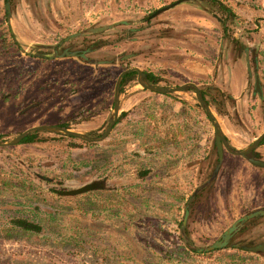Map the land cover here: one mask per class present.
Instances as JSON below:
<instances>
[{
  "label": "rangeland",
  "instance_id": "1",
  "mask_svg": "<svg viewBox=\"0 0 264 264\" xmlns=\"http://www.w3.org/2000/svg\"><path fill=\"white\" fill-rule=\"evenodd\" d=\"M176 1L10 0L6 6L0 0V134L4 142L30 127L57 126L63 122L72 123L70 129L86 134L84 129L102 127L101 133L113 110L114 86L122 58L128 68L155 74L159 79L156 86L174 88L197 80L203 82L198 87L210 89L217 99V105L210 104V110L230 138L228 141L240 149L249 145L264 129V90L260 100L253 90L254 73L261 81L258 64L264 52V25L256 33L250 20L252 7L238 4V14L226 0H217L223 1L224 11L210 2L188 1L149 19L156 10ZM127 29H132V34ZM227 30L239 42L240 46L235 47L238 57L246 60L248 56L250 62L251 75L241 94L234 84L242 70H233L226 60L232 39ZM78 51L85 52L82 58L71 55ZM231 83L234 92L227 94L226 85ZM129 86L142 89L131 81L123 90H129ZM172 96L192 97L195 104L192 93L178 92ZM83 120L90 122L82 124ZM91 133L97 132H88ZM42 136L45 140L54 137L49 133ZM70 150L61 141L0 148V179L22 171L30 181L27 183L40 187L41 196L46 198V188L50 186L43 177L51 178L61 189H77L81 176L70 168L60 171ZM232 169L233 172L223 168L201 194L187 220V236L200 249L223 242L228 248L264 244V216L240 223L253 207L243 203L248 201L243 200L242 193L247 189L252 193L257 187L253 179L247 182L242 179L243 172L240 175L237 168ZM202 178L198 177V183ZM263 178L259 180V195H264ZM123 185L114 184L118 197ZM30 187L15 191L13 196L12 190L0 187V224L15 216L31 217L22 212L24 202L37 204L42 197H34L36 187ZM111 194L78 195L65 202L64 209L59 208L62 211L57 214L52 231L62 242V248L20 237L0 238V260L17 257L33 264H165L157 254V245L174 239L176 232L172 228H148L147 222L141 224L144 214L135 215V208L130 218L122 213L121 217L111 216L107 220L76 209L79 205L88 209L87 205L107 206L110 202L120 213L121 205L132 201L131 197L118 199ZM255 206L264 210V198ZM232 229L235 231H231L229 238L222 240ZM218 255L195 258L193 264H239ZM256 263L260 262L253 264Z\"/></svg>",
  "mask_w": 264,
  "mask_h": 264
},
{
  "label": "crops",
  "instance_id": "2",
  "mask_svg": "<svg viewBox=\"0 0 264 264\" xmlns=\"http://www.w3.org/2000/svg\"><path fill=\"white\" fill-rule=\"evenodd\" d=\"M197 1L206 2V0ZM226 4L234 7L235 11L240 4L252 7L254 13L253 19L250 20L255 24L254 30L256 33L263 30L264 0H226ZM227 51L226 60L229 61V67L233 70L234 68L242 70L235 78L236 84H234L239 87L238 93L241 94L249 82L248 58L246 57L245 60V58L238 57L237 51L230 44ZM258 65L261 84L264 77L262 73L264 72V52ZM188 83L201 85L203 82L197 80ZM226 86L227 94L234 92L232 83ZM262 97L263 94L258 96L259 100ZM191 98L189 96H167L131 86L119 96V115L121 113L125 115L113 127L108 137L91 149L84 147L71 149L70 153L76 154L77 158L73 159L71 156L70 166L67 168L92 164L94 174L91 180L105 179L116 196L118 195L115 193L114 184L121 183L124 185L121 187L123 191L120 197L126 200L130 196L137 198L142 208L157 206L166 211L168 208L169 211L177 210L180 198H188L199 184L198 177H203L204 170L201 169L203 163L207 162V168L213 163L212 124L209 118H206V114L191 102ZM179 101H183L185 105ZM89 122L83 120L81 123ZM101 128L84 129L83 131L88 133ZM263 132L264 129L258 133V136ZM224 135L227 140L230 139L226 134ZM229 144L234 149H240L231 142ZM257 153L264 160V144L259 147ZM90 158L91 162L88 163ZM233 167L237 168L240 175L243 172V180L246 179L249 182L253 179L257 187V189L253 188L252 193L248 189L246 193H242L243 200L248 201L243 203L253 205L251 210L254 212L258 209L255 204L259 202V199L264 198V195H259L261 172L238 156L224 154L222 170L223 168L230 169L229 171L233 172ZM138 168H144L148 173L140 177ZM239 182L241 183V179ZM169 198L173 199L172 204L165 201ZM127 205L132 209L134 203L128 204L127 202ZM132 212H135L134 209ZM255 258L256 262H260L258 264L264 262V255H256Z\"/></svg>",
  "mask_w": 264,
  "mask_h": 264
},
{
  "label": "trees",
  "instance_id": "3",
  "mask_svg": "<svg viewBox=\"0 0 264 264\" xmlns=\"http://www.w3.org/2000/svg\"><path fill=\"white\" fill-rule=\"evenodd\" d=\"M6 4L9 3L10 0H4ZM206 2H210L211 4H215L218 7H220L223 11H224V7L222 6V3H220L217 0H206ZM228 14H232L231 11L229 9H227ZM7 13V12H6ZM147 22V20H145ZM128 34H132L133 30L132 29H127ZM227 34H229V37H231V43L230 45L237 50L236 48H238L239 42L237 41L236 38L233 37V34L231 31H226ZM238 46V47H237ZM236 47V48H235ZM83 53H85L84 51H78L77 53H73L71 54L72 56H76V57H83ZM124 60L121 58L119 60V65L120 66V71L123 72L125 70L131 69L128 68V66H124ZM120 72V73H121ZM142 73L144 74V77L141 79L143 83L151 85V86H156L159 82V79L156 77L155 74H153L152 72H147V71H142ZM137 71H132L129 73H126L123 75L121 82H120V94L124 91V87L132 81V83H137ZM193 91L194 89L192 87H187L186 91ZM169 96V95H167ZM171 96V95H170ZM175 101L176 99L173 98ZM180 103H182L183 105H185V103L183 101H179ZM211 104L215 105L216 103L211 102ZM220 114H223L222 110L219 111ZM125 114L121 113L118 117V120L116 122V124L119 122L120 118L123 117ZM206 118L208 119V117L206 116ZM112 119V113L109 117V121ZM210 120V119H209ZM108 121V122H109ZM107 122V123H108ZM72 123L70 122H63L57 126H60L62 128H69V125H71ZM115 124V125H116ZM107 125V124H106ZM114 125V126H115ZM105 129V128H104ZM104 129L103 131L100 133L99 130L98 131H92V132H97L96 134H86V136L88 138H99L102 136V134L104 133ZM23 131L18 132L17 135H19L20 133H22ZM45 132H39V131H33L28 133L21 141L18 145H34V144H38V143H48V142H59L61 141L62 143H66L67 146H70L71 149H82L84 148H93L96 147L99 143H92V142H82L76 138L70 137V136H64V135H54L53 138L46 139L42 136L44 135ZM4 136L0 134V142H4ZM57 140V141H56ZM261 145L264 144V138L260 143ZM233 151H236L234 148H231ZM66 158L62 161V165H60V171L63 169H68V162L71 160L70 157L72 156L73 159H76V154L72 155L71 153L66 154ZM212 157H213V163H212V169H210V172H206L208 170V168L206 167V163H203L201 169L204 170L203 172V178L202 181L197 185V187L195 188L194 191H192L191 195L188 198H184L181 197L180 201H179V207L177 208V210L175 211H169V208L166 210H163L162 208H159L157 206H153L152 207H145L142 208L140 206V200L135 201V199L133 197H131L132 201H126V203H123V205H121V212L119 213L120 209H114L115 206L112 205V203L108 202L109 205L105 206V205H99V206H90L87 205L88 209H84L82 206L79 205L76 206V209L80 212V210H84L83 212L92 216V217H104L107 219H109L111 216H117V217H121L122 213H126L128 216V218H130L131 216V212L133 210H131L129 208V206L127 205L130 204V202L134 203L133 209H136L135 215H140V214H144L141 216V218H143V220L141 221V224H143V222H147V227L150 229H155L156 230H167L169 231L170 228L173 229L174 232H176V235L174 236V239L171 242L168 241H163L162 244L157 245V254L160 256V259H163L162 261L165 264H193V262H195V258H203L205 256L211 255L212 253H216V255L221 254L220 256H224L226 258V260L229 263H239V264H246V263H250V262H256L257 259L255 258L256 255H264V253L258 252V253H254V252H250L247 249H245L246 247H252L258 244H250V245H239V246H232L229 247L227 245H224L222 247H215L214 249L207 251L206 249L208 248H204V249H200L198 248L187 236V220L189 219V217H191V214L193 213V211L196 208V203L198 201V199L201 198V194L205 193L207 191V189L210 188V184L212 182L215 181L217 173H215V166L218 164V158L215 152V145L214 143H212ZM249 157H252L254 159H260L259 158V154L256 153V151L251 152V154L249 155ZM208 158V156L206 157V159ZM91 162V158L89 160L88 163ZM214 164V166H213ZM209 167V168H211ZM70 170H72L73 173L78 174L80 177V181L79 186H85L88 185L90 183L95 182L96 180H91L92 175L94 174L93 171V167L92 164H86L85 166H81V167H73ZM206 172V173H205ZM148 173V171L144 170V168H138V174L140 177H144L146 174ZM215 174V178H212V175ZM213 179V180H211ZM42 180L44 181V183L47 186H50V188H46V192L49 194V196L51 197H42L41 194L43 193V191L41 189H39L40 187H38L37 185H31V183H27L30 182L28 181L27 177L25 176L24 173H22V171H19L18 174H6L4 177H1L0 179V187L1 189H4L5 191H8L9 189L12 190L11 195L13 196L15 191H19V190H23V189H31L30 186L32 187H36V190H33V194L34 197L37 198H41L40 202L37 201V204H34L30 201L28 202H24V210L22 211L23 213H28L31 215V217H25L23 215L21 216H15L12 217L10 220H8L5 223L0 224V238L1 239H13V238H25L26 241H30L32 243H43L41 245H48L50 247L55 246V244L57 245V247L62 248L63 244L60 240L56 239V235H53V231H52V224L55 223L58 215L60 213L59 208L64 209L65 206V202L68 203L70 202V200H74V198L78 197V196H73V197H67V196H62L60 193L62 191H66L65 189H61L60 186L58 184H53L52 179L49 177H43ZM100 182L103 183L101 188H97L94 190H90L84 194H90V193H100L102 192L103 194L108 193L111 194V187L108 186V183L106 182V180H101ZM26 184H29V186H27ZM139 186V185H137ZM64 187V186H63ZM38 189V190H37ZM39 191V192H38ZM32 192V191H31ZM113 193V192H112ZM83 195V194H81ZM111 196V195H109ZM118 199H121L123 197H118L116 196ZM32 198V197H31ZM108 197H106L105 199H107ZM168 202H167V201ZM165 201L169 204L173 203V199L169 198V199H165ZM43 204V207L41 206V203ZM16 205H21L20 203H17ZM30 210H26V208H28ZM152 210H151V209ZM46 210H50L51 212H47ZM135 211V210H134ZM264 212V210H262ZM261 211V212H262ZM111 214H110V213ZM255 212V211H254ZM21 213V214H23ZM252 213V212H251ZM248 213L247 215L251 214ZM125 214V216H126ZM245 215V216H247ZM264 216V213H259L254 216V217H250L247 220L250 219H254V218H258ZM244 217V216H243ZM243 217L240 219V223H243L245 220L243 219ZM126 218V217H125ZM51 230V231H49ZM173 233V232H170ZM219 256V255H218ZM0 264H33L23 258H17V257H11L9 259L6 260H0Z\"/></svg>",
  "mask_w": 264,
  "mask_h": 264
},
{
  "label": "water",
  "instance_id": "4",
  "mask_svg": "<svg viewBox=\"0 0 264 264\" xmlns=\"http://www.w3.org/2000/svg\"><path fill=\"white\" fill-rule=\"evenodd\" d=\"M188 1H197V0H178L174 3H171L169 5H166L158 10H156L153 14L150 15L149 19L155 18L156 16H158L159 14L168 11L170 9H172L173 7L177 6L178 4H180L181 2H188ZM248 69V73H250V68L247 67ZM132 71H137L138 75H137V83L138 85L146 91L152 92V93H157V94H162V95H172L173 93H178V92H185L187 87H192L195 90V95L196 98L198 100V105L202 107V109H204V112L206 114V116L210 119V122L212 124L213 130H214V143L216 146V152H217V158H218V164L215 168V173H217L218 168L222 162V158H223V150H226L228 153L234 155V156H239V157H243L245 158L251 165L258 167V168H263L264 169V161H260V160H255L252 157H249V155L251 154V152H253L254 150H256L258 148V146L260 145L261 141L264 138V132L261 133L250 145H248L244 150L242 151H233L231 149V147L228 145V143L226 142L225 139V135L223 133V131L221 130L219 123L216 121L214 115L211 113L210 107L208 106V104L202 99L201 97V92L200 90L197 88V86L193 83H185L183 85H180L178 87H174V88H168V87H160V86H151L148 84H145L142 82V78L144 77V74L142 73V71H140L138 68H131L128 70H125L123 72H121L116 80L115 86H114V95H113V110H112V119L107 123V125L104 126V133L102 134L101 137L99 138H88L86 136V133H80L77 132L75 130H72L70 128H62L60 126H56V125H41V126H34V127H30L26 130H24L22 133H20L19 135L15 136L14 138H12L11 140L7 141V142H0V148H6V147H11L14 145H18L20 143V141L30 132L33 131H39V132H45V133H49V134H53V135H64V136H70L73 138H76L82 142H92V143H97V142H101L104 139H106L108 137V135L110 134L111 130L113 129L114 125L116 124L118 117H119V96H120V82L121 79L123 77L124 74L132 72ZM254 93L258 94L259 96L262 95V88L260 85V79L258 77V75L256 74L254 76ZM215 174L212 175V178H215ZM213 180V179H211ZM103 185L102 182L100 181H95L93 183H90L88 185L79 187L77 189H71V190H66V191H62L60 194L62 196H67V197H73V196H78L81 194H84L90 190H94L97 188H101ZM262 210H257L255 212H252L251 214L244 216L243 219L247 220L250 217H254L259 213H264ZM236 229V228H235ZM235 229L229 230L224 234V237L222 240H225L226 238H229L231 231H235ZM224 244L223 243H214L212 246L208 247L206 250L210 251L212 249H214L215 247H222ZM239 246V245H236ZM245 249H247L250 252H254V253H264V244H258L252 247H246Z\"/></svg>",
  "mask_w": 264,
  "mask_h": 264
},
{
  "label": "flooded vegetation",
  "instance_id": "5",
  "mask_svg": "<svg viewBox=\"0 0 264 264\" xmlns=\"http://www.w3.org/2000/svg\"><path fill=\"white\" fill-rule=\"evenodd\" d=\"M6 6H8V4L6 5ZM245 51V53H247V50H244ZM248 57V56H247ZM248 67L250 68V62H248ZM251 69V68H250ZM249 74V73H248ZM255 75H256V73H254ZM249 75H251V74H249ZM254 75V76H255ZM254 76H253V78H254ZM259 77V76H258ZM261 85V84H260ZM197 86V88L200 90V92H201V97H202V99L208 104V106L209 107H211L210 106V104H211V101L212 102H214V103H216L215 101H217V99H215L214 97H213V92L210 90V89H208V88H199L198 87V85H196ZM261 88H262V92H263V90H264V88L261 86ZM253 90H254V88H253ZM183 93H192L193 94V100H194V102H195V105L198 107V108H201L202 109V107L201 106H199L198 105V100H197V98H196V95H195V90H193V91H191V90H189V91H185V92H183ZM258 95V94H257ZM259 96V95H258ZM192 99V98H191ZM213 105V104H212ZM215 105H217V103L215 104ZM203 111H204V109H202ZM258 136H256L255 138H254V140L257 138ZM225 139H226V137H225ZM253 140V141H254ZM252 141V142H253ZM226 142L228 143V145L230 146V144H229V142H228V140L226 139ZM251 142V143H252ZM213 143H214V141H213ZM250 143V144H251ZM249 144V145H250ZM214 145H215V143H214ZM263 145V144H262ZM248 146V145H247ZM246 146V147H247ZM261 146V144L258 146V148L256 149V150H254V151H256V153H257V151H258V149H259V147ZM231 147V146H230ZM245 147V148H246ZM231 148H233V147H231ZM245 148H243V149H240V150H237V149H235L236 151H242V150H244ZM215 152H216V146H215ZM224 154H230V153H228L226 150H223V157H224ZM216 155H217V152H216ZM230 155H232V154H230ZM234 156V155H233ZM239 157V156H238ZM240 158H243V157H240ZM259 158L260 159H255V160H260V161H264V160H262L261 159V156L259 155ZM245 161H247L245 158H243ZM248 162V161H247ZM249 163V162H248ZM250 164V163H249ZM222 165H223V158H222V162H221V164H220V166H219V168H218V171H217V176H216V178L218 177V175H219V173H221V171H222ZM251 165V164H250ZM217 166V165H216ZM216 166H215V168H216ZM253 166V165H252ZM255 167V166H254ZM214 168V169H215ZM257 169H259L260 170V172H261V175H260V178L259 179H261V177H264V169L263 168H258V167H256ZM264 179V178H263Z\"/></svg>",
  "mask_w": 264,
  "mask_h": 264
}]
</instances>
